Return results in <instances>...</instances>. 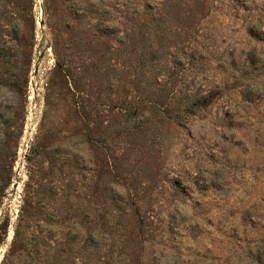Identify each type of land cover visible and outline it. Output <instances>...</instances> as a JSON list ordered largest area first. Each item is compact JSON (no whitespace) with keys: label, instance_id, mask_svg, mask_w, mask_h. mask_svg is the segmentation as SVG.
Segmentation results:
<instances>
[{"label":"rangeland","instance_id":"obj_1","mask_svg":"<svg viewBox=\"0 0 264 264\" xmlns=\"http://www.w3.org/2000/svg\"><path fill=\"white\" fill-rule=\"evenodd\" d=\"M0 9V264H264V0Z\"/></svg>","mask_w":264,"mask_h":264},{"label":"trees","instance_id":"obj_2","mask_svg":"<svg viewBox=\"0 0 264 264\" xmlns=\"http://www.w3.org/2000/svg\"><path fill=\"white\" fill-rule=\"evenodd\" d=\"M1 3H2V0H0V7H1ZM1 13H2V11H1V9H0V15H1ZM13 28H15V26H13ZM17 38V34L16 33H14V32H12V39L13 40H15ZM10 51H12V50H8V49H1V53H2V55H4L5 56V58H8V59H10L11 57H14V52H13V54H11V52ZM11 72V70L9 71V73ZM4 99H6L5 98V96H4ZM5 101V100H4Z\"/></svg>","mask_w":264,"mask_h":264}]
</instances>
